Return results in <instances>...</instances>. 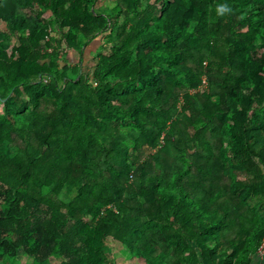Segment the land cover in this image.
<instances>
[{
	"label": "trees",
	"instance_id": "trees-1",
	"mask_svg": "<svg viewBox=\"0 0 264 264\" xmlns=\"http://www.w3.org/2000/svg\"><path fill=\"white\" fill-rule=\"evenodd\" d=\"M106 1L0 0V263L253 264L264 0Z\"/></svg>",
	"mask_w": 264,
	"mask_h": 264
},
{
	"label": "rangeland",
	"instance_id": "rangeland-1",
	"mask_svg": "<svg viewBox=\"0 0 264 264\" xmlns=\"http://www.w3.org/2000/svg\"><path fill=\"white\" fill-rule=\"evenodd\" d=\"M112 1H106V0H97L96 4L93 7V10L95 12H101L103 8H105L106 6H110L112 5ZM26 14H31L32 16H34L35 18H37V20L42 23V16H38L36 13L30 11V10H26ZM50 17V19H53V17L51 15H49V13L44 14V18H48ZM53 29L55 31H57V26L55 24H53ZM5 42V46H9L10 44H12L14 42V39L12 38H7L4 40ZM103 43V36H99L97 37L96 40H94L93 42H91L86 48H85V65L84 70L85 71H89L92 72L94 64H95V59H97V54H98V50L100 48V45H102ZM54 44L55 41H54ZM64 57H61L58 60V65L64 66L65 65V61H64ZM212 89L209 88L208 89V93H211ZM181 99L179 104L181 105ZM180 110V108H178V111ZM223 138L225 139V144L226 146L229 145V138H228V133L227 131H224L222 133ZM201 147H199L198 145L195 146V143L192 144V147L189 149H185V155H186V160L187 161H195L198 158V155L201 152ZM10 152L12 155H14L16 153V146L15 144H11L10 146ZM108 171H105L106 176L108 177ZM105 262L104 264H140L138 263L136 260H132L130 258H128L127 256L124 255V253L122 252L121 247L116 243L113 242V240H110L106 243V247H105ZM257 258V257H256ZM258 258H260V261L263 260L264 264V256H259ZM60 259H49V261L45 262L44 264H60ZM262 262V261H261ZM260 262V263H261ZM259 263V260H258ZM0 264H34L32 259L27 257L24 254H17V256H8L5 257L2 262Z\"/></svg>",
	"mask_w": 264,
	"mask_h": 264
},
{
	"label": "built area",
	"instance_id": "built-area-1",
	"mask_svg": "<svg viewBox=\"0 0 264 264\" xmlns=\"http://www.w3.org/2000/svg\"><path fill=\"white\" fill-rule=\"evenodd\" d=\"M48 51H51V49H49ZM47 80H48V77L43 78V81L47 82ZM203 83H205V80H203ZM258 254L259 256L261 255L264 256V238L262 239L261 244L259 246Z\"/></svg>",
	"mask_w": 264,
	"mask_h": 264
},
{
	"label": "clouds",
	"instance_id": "clouds-1",
	"mask_svg": "<svg viewBox=\"0 0 264 264\" xmlns=\"http://www.w3.org/2000/svg\"><path fill=\"white\" fill-rule=\"evenodd\" d=\"M230 11V9L226 6V5H220L217 9V12L221 15H223L224 13Z\"/></svg>",
	"mask_w": 264,
	"mask_h": 264
},
{
	"label": "crops",
	"instance_id": "crops-1",
	"mask_svg": "<svg viewBox=\"0 0 264 264\" xmlns=\"http://www.w3.org/2000/svg\"><path fill=\"white\" fill-rule=\"evenodd\" d=\"M259 256H257V258H255V260L253 261V264H262L263 263V260L260 261V258H258ZM258 260H259V263H258ZM261 262V263H260Z\"/></svg>",
	"mask_w": 264,
	"mask_h": 264
}]
</instances>
